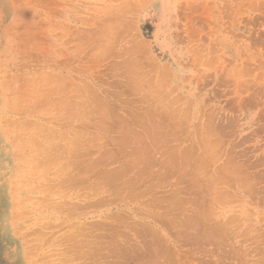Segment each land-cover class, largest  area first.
I'll use <instances>...</instances> for the list:
<instances>
[{
    "label": "rangeland",
    "instance_id": "rangeland-1",
    "mask_svg": "<svg viewBox=\"0 0 264 264\" xmlns=\"http://www.w3.org/2000/svg\"><path fill=\"white\" fill-rule=\"evenodd\" d=\"M0 264H264V0H0Z\"/></svg>",
    "mask_w": 264,
    "mask_h": 264
},
{
    "label": "bare ground",
    "instance_id": "bare-ground-1",
    "mask_svg": "<svg viewBox=\"0 0 264 264\" xmlns=\"http://www.w3.org/2000/svg\"><path fill=\"white\" fill-rule=\"evenodd\" d=\"M55 21H56V20H55ZM56 22H57V21H56ZM60 23H62V22H59V25H61ZM53 24H55V25H53V26H57V25H56L57 23H53ZM59 25H58V26H59ZM62 27H63V26H62ZM107 27H108V29H109V27L112 28V26H110V25H108ZM124 27H125V25H124ZM59 28H60V27H59ZM59 28H58V29H59ZM58 29H57V31H58ZM104 29H105V28H104ZM125 30H126V29H125ZM54 31H56V29H54ZM62 31H63V30H62ZM68 31H69V30H68ZM79 31H80V30H79ZM106 32H107V31H106ZM110 32H111V30H110ZM103 33H104V32H103ZM107 34H109V32L106 33L105 36H107ZM101 35H102V34H101ZM101 35H100V36H101ZM103 35H104V34H103ZM105 36H102V37L105 38ZM123 36H124V35H123ZM126 37H127V36H126ZM99 39H100V38H99ZM102 39H103V38H102ZM106 39H107V38H106ZM103 40H104V39H103ZM103 40H102V41H103ZM100 41H101V39H100ZM52 42H53V41H52ZM52 42H51V43H52ZM104 42H105V41H104ZM104 42H102V43H103L102 45H104ZM51 43H50V44H51ZM106 43H108V42H106ZM48 44H49V43H48ZM99 44L101 45V42H99ZM36 45H37V44H36ZM106 45L109 46V44H106ZM106 45H105V46H106ZM105 46H101V47L99 46V48L101 49V48L104 47V48H105L104 51H106L107 48H106ZM101 54L103 55L102 52L100 53V55H101ZM40 77H41V76H40ZM41 79H42V78H41ZM32 149H33V147H32ZM36 162H37V161H36ZM33 164H34V162H33ZM36 164H37V163H36ZM139 237H140V236H139ZM140 243H141V242H140ZM128 244H129V243H128ZM141 244H142V243H141ZM113 245L115 246L114 248H116V247L118 248V246H116L115 244H113ZM124 245H127V244H124ZM130 245H131V244H129V246H130ZM143 245H144V244H143ZM143 245H142V246H143ZM107 246H108V244H107ZM137 246H138V245H137ZM140 246H141V245H140ZM140 246L137 247V248L139 249V251H140V249H141ZM109 247H110V249H111V244L109 245ZM119 247H120V248H118L119 250L117 249L118 252L120 251V249H121V250L123 249V248H121V246H119ZM133 247H134V246H133ZM133 247H132V248H133ZM135 247H136V246H135ZM144 247H145V246H144ZM114 248H112L113 251H114ZM132 248H131V249H132ZM145 248H146V247H145ZM112 249H111L110 251H112ZM133 249H134V248H133ZM143 250H144V249H143ZM137 251H138V250H137ZM141 253H142V250H141Z\"/></svg>",
    "mask_w": 264,
    "mask_h": 264
}]
</instances>
